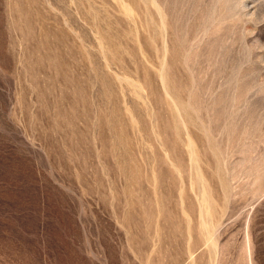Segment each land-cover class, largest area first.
Returning a JSON list of instances; mask_svg holds the SVG:
<instances>
[{
  "label": "rangeland",
  "instance_id": "rangeland-1",
  "mask_svg": "<svg viewBox=\"0 0 264 264\" xmlns=\"http://www.w3.org/2000/svg\"><path fill=\"white\" fill-rule=\"evenodd\" d=\"M0 264H264V0H0Z\"/></svg>",
  "mask_w": 264,
  "mask_h": 264
}]
</instances>
